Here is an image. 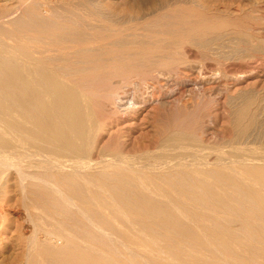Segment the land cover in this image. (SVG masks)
<instances>
[{"label":"bare ground","instance_id":"1","mask_svg":"<svg viewBox=\"0 0 264 264\" xmlns=\"http://www.w3.org/2000/svg\"><path fill=\"white\" fill-rule=\"evenodd\" d=\"M8 1L10 0H0V6ZM31 1L34 0H16V6L13 5L12 8L17 11ZM28 8L30 10L32 4L31 8ZM221 8V13H229L231 7H225V10ZM32 11H29L30 16ZM218 12L220 13L218 8L209 6L204 28L192 23L195 26L188 33L177 32L175 38L180 43H189L193 47L185 52L188 58H194L203 52L207 59L205 65L192 71L191 79L181 78L179 81L181 80L182 85L190 86L195 98H207L221 108L215 109V114L209 117V126L204 131L203 128L201 132L198 130L200 133L190 126L191 124L185 127L181 124L179 128L172 127L173 124L167 126L165 123L162 126L160 121L161 126L156 129L155 138L148 140L147 132L148 134L142 136L147 139L146 144L139 142L136 146H130L124 139L120 140L121 136H130L135 130L136 122L133 121L143 108L153 105L151 108L157 110L158 105L164 107L167 104L170 105L169 109H173L178 105V98L171 95L165 98V95H160L161 91L160 96H156L158 87H152L151 84L149 85L152 88L146 86V76L157 82L164 76L162 68L167 66V59L162 58L164 63L156 62L157 67H153L149 75L139 70L137 75L134 74L136 78L132 81V75L127 76V70L133 66L134 58H130L131 55L128 54L126 55L129 58H125L122 53L125 59L120 61L122 58H117L120 63L115 64L119 66L110 71L108 69L106 72L109 76L101 74L105 77H98L99 80L95 77L98 81L95 82L103 85L108 84L106 81L110 79L113 81V78H120L127 82L130 80V85L140 81L141 86L145 84L146 89H152L146 95L139 89L132 96L126 97L125 94L120 96L117 89L107 92L108 94L104 92L106 95H103L102 90L103 96L99 97L102 98L101 104L98 103L108 108L107 116L114 120L110 124H102L96 119L99 113L96 115L97 112L90 104L94 93L82 92L81 88L78 89L75 85L83 78L77 79L73 71L83 64V59L87 60L86 56L82 60L76 59L75 63L81 62L76 64L77 66L69 64L70 58L67 56L68 51L70 55V50L74 49H70L71 43H77L78 46L81 44L80 48L83 47L82 44H97L100 40L93 37L94 35L90 40L80 39V36L77 39L74 38L78 35L76 32L71 30L68 35V31H64L67 28L63 30L64 25L59 26L64 31L62 33L59 29L61 38L71 42L70 47L69 44L67 46L69 50L67 47L64 49L68 50L65 51L66 57L62 58L63 54L59 53L62 55L60 59L58 55H50L53 51L51 49H56L51 48L53 45L50 40V43L45 42L50 47L39 44L40 46L33 48L31 52L25 47L28 44L23 46L22 43L25 42L20 43L19 36L18 39L16 37L17 40L11 37L12 44L15 43L13 46L10 42L11 46L0 40V261L5 258L2 251L10 254L9 258L0 264L14 258L17 246L19 250L23 249V258H29L28 263L37 262L41 258L46 261L44 264H162L164 258L161 257H166L162 256L163 254H173L176 251L175 255L170 256L173 257L172 260L168 258L170 261L176 258V264H264V86L259 89L252 85L250 90L243 87V83L254 77L257 69L264 63L263 48L252 40V43L241 41L244 43L235 48V31L232 32L233 28L218 17ZM36 13L37 11L34 12ZM38 13L40 14V11ZM41 14L40 17L36 14L37 21L33 17L35 25L41 23L38 21V18L42 19ZM14 15L2 14L0 29L7 21L13 22ZM45 18L47 20V17L43 20ZM15 20L13 24H18L21 19ZM27 20L29 22V18ZM51 26L56 28L50 23L46 31L36 28L37 33L32 27L31 30H34L32 32L35 36L49 33L51 37L55 29ZM32 32L31 37H34ZM262 36L264 38V34ZM38 39L32 40V44ZM17 41L27 51L21 49L20 44L17 48ZM58 47L62 48L59 45ZM86 51L84 54L90 52L87 58H91L96 49L91 47ZM107 52L104 53L109 56ZM141 55L138 54L139 57ZM95 59L97 62V58ZM56 62H61L62 65ZM95 62L89 63L90 68L86 65L90 72L92 67L95 66L94 69L98 70L101 66ZM54 63L59 66H49ZM105 65L106 63L104 67ZM80 66V69L85 68ZM104 67L103 70L99 69L101 73L107 69ZM138 67L136 65V68ZM136 68L131 69L136 71ZM99 70L96 73H99ZM81 75L83 77V74ZM88 75L91 79V74ZM126 85H129V82ZM165 100L166 104L161 103ZM185 115L184 119H187ZM174 116L175 119L179 118L176 114ZM114 123L116 129L112 132L111 126ZM218 124L221 129L217 128ZM109 127L110 129H107ZM104 133L108 135L106 140ZM149 153L156 155L149 159ZM106 157L110 160H106ZM36 170H39V173ZM38 192L41 193L37 194ZM49 198H57L61 204L49 205ZM15 211H23L26 214L24 218L31 225V235L28 233L29 236H26L25 225L13 216ZM37 211L38 214L35 213ZM69 211L70 215L67 216ZM95 238L103 239L105 247L111 246L112 251L109 247V250L105 251L107 247L104 250V245L101 246V241L99 240L100 244ZM148 238L153 243L159 240L164 242L161 241L163 245L158 247L159 250L155 254L150 255L147 252L154 249L146 248L148 245L142 239ZM252 247L262 253L252 250ZM248 249L252 252L249 253ZM113 252L115 253L112 254ZM141 257H144L142 263L138 260ZM183 257L189 258V261H183ZM163 261L166 262L165 259Z\"/></svg>","mask_w":264,"mask_h":264},{"label":"rangeland","instance_id":"2","mask_svg":"<svg viewBox=\"0 0 264 264\" xmlns=\"http://www.w3.org/2000/svg\"><path fill=\"white\" fill-rule=\"evenodd\" d=\"M10 1L3 2V3H1L2 4L1 6H3V7L0 6V17H3L2 14L4 16H6V15L7 16H11V15L15 14L14 15V18H13V22L12 21L11 22L10 21H7L6 22L7 24L5 23L4 26L0 29V33H1L0 34V40L3 41L2 43H4V44L7 43V45L8 44L10 45V43H11V45L13 46V44H15V43L12 44V42H13V41H11L12 38H15L16 39V37H17V39H18V36H19L20 37V39H19L20 43H21V41L22 42L24 41L25 43H22V44H24L23 46H25L26 44H28L29 46L26 45L25 47H27L28 48L27 50L31 52V50L33 51L36 47L40 46L39 44H41V46H43V45L44 46H48V45H46L47 43H45V42L47 41V42L50 43V41H52L50 43V44L53 45V46L51 45L52 46L51 48H56L59 51H60V49H63L60 52L58 50L56 52L55 51L56 49H51L53 51L51 52L50 55H55V56L58 55L57 56L58 59H60L59 57H62V55H60L59 53L63 54V57L62 58H64V56L66 57L65 51H68L69 50L68 47H70V45L72 44V46L70 47V49L74 48L75 50L74 49L70 50V55L71 56L68 55L69 54V51H68L67 56H69V58L71 59V60L69 59L68 63L69 64L76 65L78 63V62L75 63L77 61L76 59L82 60L84 56H86L85 59H87V60H84L83 59L81 61L83 64L85 63V65L80 64L81 62L79 61V64L82 65V67L84 66L86 68V69L84 68L85 70L83 68H82L83 70L80 69L81 66L79 64H77V65H79L78 66V69L75 70L76 72L73 71V73H74L73 75H77V76H75V77H77V79L83 78L82 79L83 81L82 80H79L77 82V84H75V85L78 87V89L81 88L80 91H82V92L91 91L92 94L94 93L93 95L90 93L92 96L89 94L91 97L94 96L93 99L90 97L89 99L90 100L92 99V100L91 101L89 99H87V100L90 101V104L92 105L91 107L93 108V110L95 112H97L96 115H98V113H99V115L97 116L98 118H96L98 120V122L101 121L100 123H102V124L105 123V122L106 123L108 122L110 124L111 122L114 121V120L112 121L113 118L111 119L110 116H107V115H109V114H107V113H109L107 111L108 108L107 107L104 108V107H102L100 105L102 98H99V97L100 96L102 97L103 95H106V94H104V92L107 93L109 91H112V90L115 91L117 89L116 91H118V93L120 94V96L121 95L123 96V94H125L124 96L126 97L128 95L132 96L135 92H137L140 89L141 92L143 94L145 93V95H146V93L148 91H151L152 90V89L149 90V88L151 87L149 84H151L152 87H155V86L158 87L157 88V92H156V96H158L159 93H160L159 91H161V94L160 95H163V96L165 95L164 96L165 98L167 96H170L171 95L173 98H178L179 99L178 105H177L178 107L177 106L176 107H173L174 110L173 109H169L170 105L168 106L166 104V100H168V99H166L165 101H162L161 103L164 104V102H165L166 105L164 107L158 105L157 110L156 109L154 110L153 108H151L153 105H149V106H146L145 108H143L142 111L139 112L140 114H138V116L133 121V122H136V124H134V127H135L134 129L135 130L130 135L132 137L127 136L125 134L123 136H121V140L120 141H122V139H124V141H127L128 143H130L129 144L130 146H132V145L133 146H136V145H138L137 143H139V142H142V143L144 142L146 144L145 141L147 139L148 140L154 139L155 138L154 135L156 134L155 132L157 131L156 129L159 126H161L160 125V121H162V126L165 125V124H167V126H170V125L173 124L172 127H179L180 128L181 127V124H182L183 127L189 126L191 124L190 126H193V128L194 129H197V131L199 130L201 132V130H202L201 128H203L202 131H204L207 128V126H209V117L210 116L212 117L215 114V112L218 109L221 108L217 104L215 105V102L214 101H211V100H209L207 98L197 99V96L195 98V96L190 91V86H188V85H182L181 82H180L181 80L179 81V79H181V78L182 79L183 78L184 79L186 78L185 80L191 79V77L193 75L192 71L195 68L202 66L203 64L205 65L207 59H206L205 53H203V52L198 53L197 56L194 57V58H188L187 55H185V52L188 51V50H190V48H193V47H191V45H189V43H184L185 45L183 43H180V41L175 38L176 37V34H178L177 32H179V34L180 33L181 34H184V32H185V34H186L195 25L196 26H200L201 28L202 27L204 28V26H206V24H207L205 22H206V18H207V15H208V8H209V6L213 5L215 8H218V11H220V13L222 12L221 11V9H222L221 7L224 8L223 10H225V7H228V8L231 7L230 8V11H229V13L231 12L230 14L229 13H225L223 11V13H221L222 15L219 12L217 13V15H218L219 18L224 19L223 21H225L226 24H228L231 28H233L232 29V32L235 31L234 32V39H233V46L235 48H237V47H239L240 44H243L244 42L245 43H249V42L252 43V41H255L260 46V48L261 47L263 48L262 49V56H264V52H263L264 51V38L262 36L264 34V32L261 33L262 31H264V25H263L264 24V0H254V1L253 0H102V1L101 0H36V1L34 0L36 3L34 1H31L29 3L30 5L28 4L25 7H22L21 9H17V11H15L16 9L14 10L12 8L13 5L16 6V4H15L16 0H15V2L13 0H10ZM13 2H14V4H13ZM32 2H34V4ZM4 4H5V6H4ZM31 4H32V8H31ZM36 4L38 6H36ZM89 5H90V7H89ZM29 6H30V8L32 10H34V9L35 10L34 11H32L31 9L29 10V8H28ZM33 6L36 7V8H34ZM24 8H26V9H24ZM7 9H8V12L6 13ZM28 10L30 11V13L32 11V14H34V12L37 11L36 14H38V16L42 13L41 14L42 15L41 16L42 19L41 18H38V19H40L38 21H41V23L39 25L38 24L35 25L34 24L35 21L34 22L32 21L33 20V17H35L34 19H36V21H37V17L38 16L36 14H34L35 16L32 15V14L30 16ZM38 11H40V14L38 13ZM45 12H48V13H45ZM232 12H233V15H232ZM234 13H236L237 15H235ZM47 14H49V15L47 16ZM194 14L196 16H194ZM228 14H229V16H228L229 18L227 17ZM205 16H206V18H205ZM44 17H47V20H46V18H45V20H43ZM16 18L18 20L21 19L18 24L15 23L17 25L13 24L16 21L15 20ZM28 18H29V22L27 20ZM61 18H62V20H61ZM202 18H203V20H201ZM233 18H234V20H233ZM198 19H199L200 22L198 21ZM196 21H198V22H196ZM21 22L23 24H21ZM30 22H31V24H30ZM90 22L92 23L93 26L91 25ZM10 23L12 25H9ZM50 23H51V25L56 26V28L54 27L55 29L51 26L54 29V31L51 33L52 34L51 37L49 36V33L48 34L45 33L44 36H43V34H41V36H38V34H36V36H35V34L33 35V32L32 31H34V30L36 31V28H40V30L46 31L48 29V27L50 26ZM108 23H110V24H108ZM192 23L193 24L196 23V24L193 25ZM191 24H192V26H191ZM200 24H204V25L202 26ZM57 25H58V27H57ZM61 25L62 26L64 25L62 27L63 30L65 28H67L64 31L66 32V30H67L68 31L67 32L68 35H69V33H71V30L74 31V32H76L78 34L77 35L78 37L76 36L74 38L79 39V36H80V39L87 38V39L90 40V37L91 38L96 37L97 40H100V41H98L97 44H93L94 47L92 45L82 44L83 47L80 48L81 47V44H79L80 47L78 46L77 43H76L77 45L75 43L73 44L71 42H70L71 43L70 44V43L64 41L63 40L64 38L63 39L61 38V36H62L61 34L64 32L62 29L59 28V26L61 27ZM66 25H69V26H66ZM90 25L92 26V28L90 27ZM14 26H16L17 28L14 27ZM24 26H26V27H24ZM31 27H32V29H34V28L35 29L34 30H31ZM94 28H96V29H94ZM59 29L62 31V33H61V31ZM173 29H175V30H173ZM2 31H4V32H2ZM17 31H18V33H17ZM83 31H84V34H83ZM256 31H258L259 33L256 32ZM31 32H32V35L34 37H31V34H30ZM36 32H34V33H36ZM19 33H21V34H19ZM24 33H27L29 35L27 36ZM85 33H86V35H85ZM174 33H175V36H174ZM25 35L27 36L26 38H25ZM29 36H30V38H29ZM37 36L40 37V38L38 39ZM82 36H86V37H82ZM9 37H10V39H9ZM42 37H44L45 39L42 38ZM106 37L108 38L107 39L108 41L106 39H104ZM111 37H112V39H111ZM248 37H250V38L248 39ZM55 38L56 39L58 38V40H56ZM149 38H151V39H149ZM7 39H9V40H7ZM23 39H26V40H23ZM35 39L36 40L38 39V41L37 42L35 41V44L34 43L32 44V42H34L32 40H35ZM109 39H111V40H109ZM168 39H169V41H168ZM160 40L162 41L163 44L161 43ZM19 41H17L18 42V45H16L17 48H19V44H20ZM30 41H31V43H30ZM81 41H83V40H81ZM241 41H244V42H241ZM258 41H260L262 43L260 44V42H258ZM174 42H175V44H174ZM56 44H58L62 48L58 47V45L55 46ZM68 44H69V46H68ZM32 45H33V47H32ZM115 45H116V47H115ZM163 45H164V47H163ZM21 46H20L21 49L24 48V50H26L25 47H23V46L21 47ZM181 46H182V48H181ZM48 47H50V46H48ZM88 47L89 48L92 47V49L94 48V50L96 49V51L92 54V56H90L91 58H87L89 56L88 53H90V52L86 53L87 55L84 54L85 52H87L86 50L89 49ZM97 47H98V49H97ZM65 48L68 49V50H65L64 51ZM102 48H103V50H102ZM77 49H78V51L80 53L77 51ZM116 49H118V50L117 51H112V50H116ZM106 51L110 52L111 54H115V56L114 55H111L108 52L106 54H109V56H111V57H109L108 55H105L104 52H106ZM54 52H56V53L54 54ZM75 52H77V53H75ZM82 52H83V56H81ZM128 52H130V54ZM122 53L125 54V56ZM132 53L135 54V56H133ZM145 53H147V55ZM126 54H128L129 56L131 55L130 58H134V62L133 63L135 65L133 63H132L133 66L131 65L133 67V69L136 68V65H137V67L140 66V67L136 68V71L133 70V69H131L132 67L131 68H128V70H127V74L128 75L127 76L130 77L132 75L131 76L133 78V79H131L132 81H134L135 78H136L134 76V74L137 75V73H139V72H142V73H145L146 72L145 74L146 75H149L150 70L156 68L157 65L159 64V62H163L164 63V60L167 59L166 60L167 66L164 67L165 69L162 68V71H163L165 77L164 76L163 77L161 76V79H159L158 82H157L156 80L152 79V77L150 78L149 76H146V77H148V79H150V80H148V79L146 80L147 83H148V85L146 83V86L149 87V88L147 87L148 90L146 89V86H144L145 84H142V86H141V82L140 81L137 82V80H136V82H137L136 84H131V85H130V80L128 81L129 82V85H126V84H128V82L127 81H123L120 78H115V79L113 78V81H111L112 79H110L108 81L105 80L106 82H108V84L107 83L106 84L104 83L105 86L103 85V83H97L98 82L97 81L98 77L99 78L105 77V76H102L101 74L108 75L107 72H106L108 69L110 71L112 68L115 69V68H117L119 66V65H116V64L117 63L118 64L120 63L119 61H117L118 59L120 60V57L122 58L120 61L124 60L125 58H129ZM138 54H140V55L142 54L140 56L141 58L138 56ZM143 54H144V58H142L143 57ZM72 55H73L74 58L72 57ZM77 55H79V56H77ZM122 56H124L125 58L122 57ZM114 57H116L115 60H113ZM150 57H152V58H150ZM21 58L24 59L23 57H21ZM95 58H97V60H98L97 62H95L96 61ZM111 58H113V59H111ZM160 58H161V60H160ZM162 58L163 59L165 58V59L162 60ZM186 58H188V59L186 60ZM135 59H136V61H135ZM72 60H73V62H71ZM144 60H145V62H144ZM91 61H94L95 64H97L98 66L101 65L100 67H102V69L100 67H98V70L99 69L100 70H103L104 63H106V65H105L104 68L105 69L107 68V69L106 70L104 69L105 71H102V73H101L100 70H99V73H96V71H98V70H95L94 69L95 66L92 67L93 66V64H92L91 65L92 69H91V72H90V69H88V68H90V66H89L90 64L89 63H91ZM142 62H144V64ZM156 62H158V64H155ZM56 63H58V62H56ZM173 63H175V64H173ZM58 64H61V62H59ZM58 64L55 65V63H54L53 64L54 67L52 66V64H49V66L52 67V68H56L57 66H59ZM102 64H103V66H102ZM108 64H109V66H111L110 68H109V66H107ZM86 65L89 66V67L87 68ZM134 66H135V68H134ZM260 67L261 68L257 69V73L254 75V77H251L245 83H243V87L244 88L247 87L248 90H250L251 87H253V86L256 87V88H259V89L262 86H264V82H263L264 81V63ZM129 69L131 71L132 70L133 71L131 72V71H129ZM89 73L91 74V79L88 78V77H90L88 75ZM92 73H94L93 74V77H92ZM165 73H167V74H165ZM81 74H83V77H81L82 76ZM85 74H86V76H85ZM189 76H190V78H189ZM88 80H90V81H88ZM95 81H97V82H95ZM109 81H110V84H109ZM254 81H255V85H254ZM88 82H90V83H88ZM91 82H93V83L91 84ZM112 82H114V84H116V85H114V84L112 85L111 84ZM79 83H80L81 86L83 84V87H81L80 85L78 86ZM93 85H95V86H93ZM90 87H91V89H94L95 88V90L98 88V90H96L97 93H96L95 90H93V91H95V92H93L90 89ZM113 87H115V88H113ZM102 90H103V95L101 93ZM98 93L101 94V95H99ZM89 95H88V97H89ZM201 100H202V103H201ZM98 102H100V104ZM196 103H197V105H196ZM166 108H168L169 111ZM215 109H217V110H215ZM210 111H211V113H210ZM159 112H160V114H159ZM174 112H177V113H174ZM183 112H185V114L186 113L187 114L185 115ZM193 112L194 113L197 112L198 114H196V113L194 114ZM175 114L177 115V117L179 116V118H177L179 121L177 119H175L176 118V116H174ZM181 114H182V116H181ZM184 115H185V117L187 116L188 118L187 119L186 118L184 119ZM108 120H110V121H108ZM178 122H179V124H178ZM163 123H165V124H163ZM168 123H169V125H168ZM226 124L224 126H226V128H227V125ZM155 125L156 126L158 125V126L156 127ZM219 125L220 124H218L217 128L218 129H221V127L219 128ZM115 127H116V124L114 123L111 126V128H113L112 129V132H113V130L116 129ZM107 129H110V127L107 128ZM147 132L149 134H151L152 137L149 136V134ZM104 134H105L104 136H105V140H106V138H107L108 135L106 136V133H104ZM112 134L113 133H111V135ZM143 134L144 135L148 134V135H146L147 136V139L146 140H145V137H142ZM139 139H141V140H139ZM142 140H144V141H142ZM151 154H152V156H150ZM154 155H156V153H149V154H147V156H149L148 157L149 159H152ZM105 159L106 160H110L109 157H106ZM36 171L38 172L39 170H36ZM39 193H41V192H38L37 194H39ZM51 199L52 198H49V202H48L49 205L50 204H53L52 206H56L59 203L61 204V202L57 198H55V200H51ZM56 200H57V202H53V201H56ZM50 201H52V202H50ZM54 204H56V205H54ZM57 207H55V209H58ZM59 207H60V205H59ZM58 210H60V208ZM35 213L38 214L39 212L37 211ZM69 213H70V211L68 212V214L66 213L67 216L70 215ZM23 214H24L23 211H15V212H13L14 218L16 220L18 219L17 221H20L21 220L20 223H22L23 225H25L24 232H25V234H27L26 236H29V234L31 235V233H32L31 225H29L30 223L28 224V222L25 221L26 219L24 217H26V214H24L25 216H23ZM30 230H31V233H30ZM87 239H88V237H87ZM162 239H163V237H162ZM94 240H98V241L100 240L101 243H102L101 244L100 241H99V243L101 244V246L104 245V240L103 239H102L103 242H102V240L100 238L99 239L95 238ZM142 240H144V242L146 241V244L148 245V247H146L147 249L149 247L155 249V251H154V249H152V250L149 249L147 251V252H149L150 255H151V253L152 254H155L156 251L159 250L158 247L160 248L161 245H163V243H164L162 240H159L161 244L159 243V241H157V242L155 241L153 243V242L150 241L151 240L150 238H148V240H146V239H142ZM163 240L168 241V240H166V238L163 239ZM157 243H159L160 245L157 244ZM154 245H156V246H154ZM254 245L257 246V247H259L258 244H254ZM151 246H154V247H151ZM106 247H107V249L105 250L104 248H106ZM106 247H105V245H104V247L102 246V248L105 251H108L109 249H111V251H112V247L111 246L106 245ZM108 247H109V249H108ZM249 248H251V247H249ZM252 248H253L252 250L257 251L260 254L262 253L261 250H260L261 251L260 252L258 249H254V247H252ZM21 250H22V252H21ZM248 250H246V251H248L249 253L252 252V250L251 251H250V249H248ZM175 252L176 251H174L173 254L172 253H169V252H166L165 254L162 255V256H166V257H161V258L162 259L163 258L165 259V261H166L165 263L166 264H176L175 263L176 258H174L173 261L168 260V258L171 255H175ZM114 253L115 252H113L112 254H114ZM22 254H23V249H20L19 250V246H17L16 247V251H15V255L13 256L14 258H12L10 261H7L5 264H11V263H14V264H40V263L41 264H44V263H46V261H44V259H41V258H39L37 260V262L28 263L30 261L29 258L28 257L23 258V255ZM149 254L145 253V255H147V256H149ZM167 254H169V255H167ZM192 254L194 256H197V255H195L196 253L195 254L192 253ZM2 255H3V257H5V258H3V260H4V259H8L10 254H8L6 251H2ZM115 255L118 256V254H115ZM141 258L138 259L139 262H141V260L144 259V257L142 259ZM166 258H167L168 262H170V263L167 262ZM172 258L170 257L169 259L172 260ZM185 258L183 257L182 260L185 261V260H188L189 259V258L188 259H185ZM148 259L150 260L151 258H148ZM3 260H1L0 263ZM163 260H162V262H163L162 264H165ZM171 262H173V263H171ZM47 263H48V260H47ZM54 263L55 262H53V263L51 262L50 264H54ZM147 264H149V263H147Z\"/></svg>","mask_w":264,"mask_h":264}]
</instances>
